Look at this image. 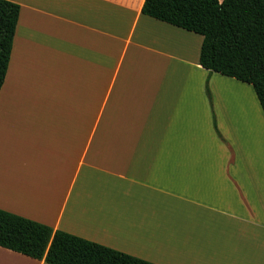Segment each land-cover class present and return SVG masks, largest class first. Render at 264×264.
<instances>
[{"label":"crops","instance_id":"0c3cea01","mask_svg":"<svg viewBox=\"0 0 264 264\" xmlns=\"http://www.w3.org/2000/svg\"><path fill=\"white\" fill-rule=\"evenodd\" d=\"M7 1L0 210L153 264H264V171L227 126L244 83L200 66L203 37L146 0Z\"/></svg>","mask_w":264,"mask_h":264},{"label":"trees","instance_id":"16d2710c","mask_svg":"<svg viewBox=\"0 0 264 264\" xmlns=\"http://www.w3.org/2000/svg\"><path fill=\"white\" fill-rule=\"evenodd\" d=\"M142 13L202 36L200 66L252 86L264 113V0H146ZM19 17L18 4L0 0V91ZM0 248L47 264H153L2 210Z\"/></svg>","mask_w":264,"mask_h":264},{"label":"rangeland","instance_id":"374dc122","mask_svg":"<svg viewBox=\"0 0 264 264\" xmlns=\"http://www.w3.org/2000/svg\"><path fill=\"white\" fill-rule=\"evenodd\" d=\"M220 1H223V0H220ZM250 95H251V98H249ZM224 103H226V102H224ZM228 103H229V105H228L229 115L231 113V110L232 111L235 110V114L237 115L236 118L232 119L231 123L228 122V125H227L228 128L232 130V132L235 129H237L236 136H235V133H233L231 137H241L245 134V132H244L245 129H243L245 126V124H244V109L245 108H246L245 109L246 120H249V121L251 120V122H253V124L256 123V126H257L259 134H260V124L263 125L262 127H264V113L260 107L258 99L256 98V96L254 94V90L251 86L244 84L242 87H239L237 90H235L233 92V99H228ZM213 105H214V101L212 100V106H211V104H210V106L213 107ZM231 105L233 106V108L230 110ZM225 107H226V105H224V109H225ZM254 107H255V110H254ZM238 116H239V120H238ZM214 117H215V121L217 123L215 113L213 112V126H214ZM249 127H250V125L247 128H249ZM217 130H218V128H217ZM239 130L241 131L240 133H239ZM244 154H245L246 162L252 161L251 166H253V168H255L256 170H260V172L264 171V170L260 169V161L255 157L256 154L250 153V151H245V150H244ZM253 164L256 166H254ZM261 247H264V245H261Z\"/></svg>","mask_w":264,"mask_h":264},{"label":"bare ground","instance_id":"6f19581e","mask_svg":"<svg viewBox=\"0 0 264 264\" xmlns=\"http://www.w3.org/2000/svg\"><path fill=\"white\" fill-rule=\"evenodd\" d=\"M244 137H250L245 141L246 151L256 154L255 157L260 161V169L264 170V127L260 124V134L256 123L253 124L251 120H244ZM250 125L249 128H247ZM260 137V138H258Z\"/></svg>","mask_w":264,"mask_h":264}]
</instances>
